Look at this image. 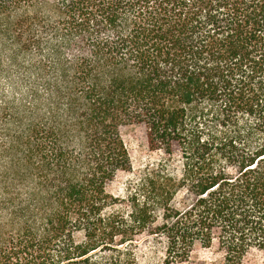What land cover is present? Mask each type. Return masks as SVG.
I'll use <instances>...</instances> for the list:
<instances>
[{
	"label": "trees",
	"instance_id": "trees-1",
	"mask_svg": "<svg viewBox=\"0 0 264 264\" xmlns=\"http://www.w3.org/2000/svg\"><path fill=\"white\" fill-rule=\"evenodd\" d=\"M129 125L161 154L136 172ZM142 238L264 252V0H0V264H139Z\"/></svg>",
	"mask_w": 264,
	"mask_h": 264
},
{
	"label": "rangeland",
	"instance_id": "rangeland-1",
	"mask_svg": "<svg viewBox=\"0 0 264 264\" xmlns=\"http://www.w3.org/2000/svg\"><path fill=\"white\" fill-rule=\"evenodd\" d=\"M126 146L130 152L134 171H138L147 164H152L159 161L161 154L157 151H151L148 147L145 131L139 125L124 126L121 131ZM132 175L120 174L117 179L107 187L108 192L114 195H122L124 192L125 183ZM145 238L140 240L142 248L155 245L154 254L145 257L139 264H160V256L163 255L161 246L156 244H148ZM147 244V245H145ZM180 264H224L223 253L219 251L217 246L203 247L197 244L188 261ZM241 264H264V252L253 250L242 261Z\"/></svg>",
	"mask_w": 264,
	"mask_h": 264
}]
</instances>
